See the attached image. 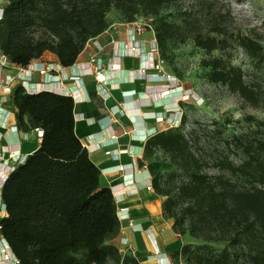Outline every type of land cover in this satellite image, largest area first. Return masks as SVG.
<instances>
[{
	"label": "trees",
	"instance_id": "obj_1",
	"mask_svg": "<svg viewBox=\"0 0 264 264\" xmlns=\"http://www.w3.org/2000/svg\"><path fill=\"white\" fill-rule=\"evenodd\" d=\"M6 1L0 17V51L8 62L25 67L48 51L62 67H69L85 44L108 27L106 14L111 8L122 14L124 22H131L139 13L157 15L168 0ZM152 28L162 55L174 26L159 19ZM195 42L213 47L211 38L197 36ZM241 45L249 55L264 57L258 44ZM208 65L209 81L226 84L247 99L252 96L238 69H219L218 59ZM10 96L21 129L39 127L43 132L37 149L8 174L1 187L7 215L0 219V234L18 263L139 264L106 243L119 228L115 200L109 188L99 186V169L74 133L72 97L46 90L28 93L21 84L12 87ZM177 128L161 130L144 144V156L160 149L188 175L177 188L178 196L188 201L179 213L170 189L161 187L158 175L151 179L155 193L166 196L163 214L181 235L242 244L251 264H264V165L258 159L238 166L221 162L231 174L250 177L248 189H237L225 178L211 182ZM256 145L262 147L264 141ZM194 248L186 243L173 255L187 264H229L227 246L217 254Z\"/></svg>",
	"mask_w": 264,
	"mask_h": 264
},
{
	"label": "crops",
	"instance_id": "obj_2",
	"mask_svg": "<svg viewBox=\"0 0 264 264\" xmlns=\"http://www.w3.org/2000/svg\"><path fill=\"white\" fill-rule=\"evenodd\" d=\"M6 3L0 0V13ZM152 37L148 30L130 32L126 22L109 23L94 38L102 47V83L89 73V57L96 50L92 41L69 67H62L57 57L46 51L29 67L0 66V78L19 76L34 83L50 82V88L72 87L74 133L99 169V186L109 188L115 200L119 228L106 243L116 246L121 255L133 256L139 264H187L180 257L176 259L173 251L189 243L191 237L174 230L172 219L162 211L164 197L148 188L151 179L168 164L144 156L145 141L167 128L162 125L169 115H178L177 94L167 90L163 72L151 66L155 56L149 51ZM133 45L137 54H127ZM51 63L57 71L39 75L37 69ZM16 83L14 80L11 87ZM38 146L32 130L21 129L11 96L2 92L1 85L0 148L29 155ZM6 215L0 190V219Z\"/></svg>",
	"mask_w": 264,
	"mask_h": 264
},
{
	"label": "rangeland",
	"instance_id": "obj_3",
	"mask_svg": "<svg viewBox=\"0 0 264 264\" xmlns=\"http://www.w3.org/2000/svg\"><path fill=\"white\" fill-rule=\"evenodd\" d=\"M106 19L118 23L125 18L111 8ZM135 19L152 25L163 19L174 26L164 54L158 51L164 60L161 72L178 85L173 90L181 114L177 129L198 158L201 171L211 182L225 178L237 189L250 188V177L231 174L221 167V162L238 166L246 160L255 164L258 159L264 165V145H256L258 140L264 141V57L249 55L241 45V42H253L260 46L258 53L264 54V0H168L157 15L139 13ZM197 36L213 39V47L197 45ZM214 59L219 60V69L240 71L243 83L253 92L250 98L230 91L226 84L209 81L208 62ZM167 90L170 91L168 87ZM168 124L164 119L162 128H170ZM151 157L168 164L156 175L161 187L170 189V195L176 198L177 212H182L180 208L188 201L178 196L177 188L187 182V173L171 164L160 149ZM214 234L211 236L217 238ZM189 243L196 251L214 254L227 246L229 264H251L248 250L242 244L194 237Z\"/></svg>",
	"mask_w": 264,
	"mask_h": 264
},
{
	"label": "built area",
	"instance_id": "obj_4",
	"mask_svg": "<svg viewBox=\"0 0 264 264\" xmlns=\"http://www.w3.org/2000/svg\"><path fill=\"white\" fill-rule=\"evenodd\" d=\"M1 17V16H0ZM126 26L128 28V30L132 33H141L142 31L148 30L153 34V37L149 40V51L152 54H155V56L153 58H151V66L158 70L161 71L162 67H163V63L164 60L162 59V57L159 55L158 52V48H157V44H156V40L154 38V32H153V28L152 25L149 21H143L140 19H135L134 21L131 22H126ZM89 41H92L93 43H96L93 39H90ZM88 41V42H89ZM96 50L95 53L92 54L89 57V64L91 65V68L89 70V73L91 75L94 76L95 80L98 83H102L105 79V74H104V69L102 68V58L99 55V53L102 51V47L96 43L95 45ZM137 50L138 48L136 46H130L127 49V54H137ZM11 63L8 62V60L6 59V57L0 53V66H4V65H9ZM31 66V65H30ZM20 67V66H19ZM29 67V64L26 66ZM24 68V67H20ZM39 75H46L47 72H51V71H57V69H55L53 63L48 64V65H42L41 68L37 69ZM143 69L141 68L140 70V75L143 73L142 72ZM139 75V74H138ZM161 76H163V78H165V82H166V86L169 88L170 91H173L176 89V87L178 85H174L172 84L173 79H171L172 77L168 76V75H164L162 74ZM73 79H75V76H72ZM17 80L16 84H21L23 86V88L25 89L26 92L28 93H35L38 91H42V90H46V91H51V92H55V93H59V94H63V95H69L72 97L73 101H75V98L73 97V90L72 87H68V86H62L60 88H50V82H31L25 78H20L18 77H13V76H7V78L5 80H2L0 78V86L2 85V92L4 94H11V83ZM176 112H177V118L173 117L171 115H169L170 117L167 118V122L169 123V127H177L180 123V117L181 114L180 112H178V109L175 108ZM35 139L37 140V142H40V139L42 137V129L39 127L33 128L31 129ZM6 156V158H5ZM27 155L21 154L18 150H2L0 148V190L1 187L4 183V181L6 180L8 174L18 165L24 162L25 158ZM10 161L9 164H7ZM148 188H151V184L148 185ZM0 264H6L7 261L12 260L13 264H17L18 260L14 257V255L12 254L7 242L2 238V243H0Z\"/></svg>",
	"mask_w": 264,
	"mask_h": 264
},
{
	"label": "water",
	"instance_id": "obj_5",
	"mask_svg": "<svg viewBox=\"0 0 264 264\" xmlns=\"http://www.w3.org/2000/svg\"><path fill=\"white\" fill-rule=\"evenodd\" d=\"M0 16H1V13H0Z\"/></svg>",
	"mask_w": 264,
	"mask_h": 264
}]
</instances>
